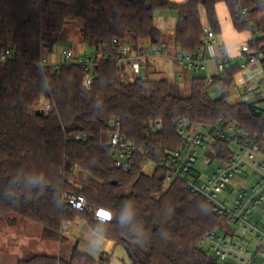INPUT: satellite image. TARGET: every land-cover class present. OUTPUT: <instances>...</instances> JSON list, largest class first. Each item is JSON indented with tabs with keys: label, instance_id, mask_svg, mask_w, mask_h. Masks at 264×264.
I'll use <instances>...</instances> for the list:
<instances>
[{
	"label": "trees",
	"instance_id": "obj_1",
	"mask_svg": "<svg viewBox=\"0 0 264 264\" xmlns=\"http://www.w3.org/2000/svg\"><path fill=\"white\" fill-rule=\"evenodd\" d=\"M218 1L0 0V55L12 51L0 61V225L24 219L41 227L43 240L64 243V223L83 218L98 234L124 245L134 264H222L201 239L225 219L185 181L167 185V167L161 162L181 144L178 119L215 123L223 117L250 136L264 134L258 103L228 100L242 66L227 62L212 76V84L195 76L190 95L180 96L167 79L125 80L114 47L115 39L129 36L137 44L149 41L164 47L165 34L155 18L173 11L178 19L173 42L181 52L198 55L205 37L202 9L208 27L221 31ZM222 1L235 29L255 30L252 46L264 43V0ZM238 7L246 8V14L238 16ZM70 25L82 28L83 41L94 53H104L90 85L82 65H39L44 49L51 51ZM261 62L264 68V54ZM215 86L221 92L216 98L210 93ZM45 100L52 102V109L38 115ZM159 120L162 129L152 130L150 121ZM118 127L129 140L149 148L129 171L114 164L110 132ZM75 133L84 140H76ZM146 160L156 164L152 174L142 170ZM66 193L85 198L88 207L66 203ZM96 209L110 212L111 218H95ZM122 215L131 217L123 226ZM134 245L146 252V261ZM109 262V256L95 259L76 247L69 259L41 253L17 264Z\"/></svg>",
	"mask_w": 264,
	"mask_h": 264
},
{
	"label": "built area",
	"instance_id": "obj_2",
	"mask_svg": "<svg viewBox=\"0 0 264 264\" xmlns=\"http://www.w3.org/2000/svg\"><path fill=\"white\" fill-rule=\"evenodd\" d=\"M247 9L237 8V15L246 14ZM254 33L253 40L257 38ZM203 46L198 55L188 52H177L175 59L186 71L200 73L206 66L205 53L208 47L217 42L216 33L205 27ZM114 47L118 50L117 65L125 80H133L142 67H146L148 56H171L165 47L150 46L147 50H141L133 54L136 48L134 37L114 40ZM241 54L245 61L241 63L242 69L250 66H259L261 78L257 82L247 83L243 87V100L258 103L264 113V68L261 57L264 54V43L252 46L246 43L241 47ZM12 56V51L6 49L0 55V61ZM103 52L93 54L74 53L72 50H64L62 56L51 61L43 52L39 65L42 68L56 66L61 63H76L82 65L87 72L86 83L94 82L98 62L103 58ZM218 66L224 70L227 62L234 61L223 48L218 54ZM207 83H213V77H207ZM38 109L45 113L52 109V102L45 100L39 104ZM177 131L182 141L179 147L172 152L169 160H163L162 166L167 167V180L180 179L186 182L188 188L201 195L207 201L212 210L225 219V223L219 229L213 230L201 239V245L214 254L220 263L230 264H264V134L262 136H250L236 122H229L221 117L215 123H192L189 119L177 120ZM152 130L158 131L163 127L162 120L150 121ZM76 140H84L80 134H72ZM112 155L116 167L124 171L131 170L135 165V158L149 152V148L137 142L129 140L122 134L120 128H113L110 132ZM219 143H227L229 147H220ZM208 150L204 157L205 165L217 162V167L211 174L204 175L195 169L200 151ZM213 155H217L216 157ZM246 174V177L243 175ZM242 178L232 187L235 178ZM64 201L88 207L85 198L74 193H66ZM257 209H261L263 215H251ZM103 213L104 215H101ZM109 212L96 209L95 218L110 219ZM229 223H233L230 228ZM67 225L64 223V231ZM250 235L252 240L244 243L238 238Z\"/></svg>",
	"mask_w": 264,
	"mask_h": 264
},
{
	"label": "crops",
	"instance_id": "obj_3",
	"mask_svg": "<svg viewBox=\"0 0 264 264\" xmlns=\"http://www.w3.org/2000/svg\"><path fill=\"white\" fill-rule=\"evenodd\" d=\"M176 3H183L186 0H172ZM218 17L221 22V31L216 33L217 42L213 46L207 48L205 53V58L207 60L206 66L202 71H205V76H215L221 73L218 66V54L219 51L223 48L227 51L229 56L234 59V62H239L240 64L245 61V56L241 54V47L249 43L253 37L254 33L252 30L238 31L235 29L230 11L226 3L222 0H219L216 5ZM177 15L173 11H167L160 13L155 18V25L161 31L164 32L167 44L164 46L171 56L164 55H150L148 56V62L146 67H142L140 72L145 71L147 77H150L152 73L160 74L166 76L163 79H167L176 90V92L182 91V84L185 80L186 74L190 71L183 69L175 59V55L179 52V48L173 42L174 33L177 26ZM202 23L208 27V21L205 11L202 9ZM169 35V37L167 36ZM172 36V43L169 42V39ZM149 41H142L139 44L136 43V48L133 50V54H138L141 50H147L150 47ZM52 51V50H51ZM51 61L59 59L58 54H50L49 56ZM151 58L152 62H151ZM180 68H179V67ZM259 66H250L247 69H241L235 75V78L238 80L235 81V84L242 88L251 82H257L261 75L259 74ZM201 71V72H202ZM192 72V71H191ZM200 72V73H201ZM193 77L197 76L196 72H192ZM183 94V93H181ZM182 96V95H181ZM240 102V101H239ZM67 225L64 235L66 240L64 243H60L59 251L56 250L54 246H43L39 251L46 254L58 255L64 259H69L72 251L78 247L80 251L86 252L93 256L95 259H99L102 256H109V264H134L132 258L126 247L122 244H118L115 240L104 237L97 232H95L88 221L83 218H77L73 221H66ZM41 232V231H40ZM134 249L137 255L143 260L146 261L147 258L143 250L134 245ZM38 254V253H37Z\"/></svg>",
	"mask_w": 264,
	"mask_h": 264
},
{
	"label": "rangeland",
	"instance_id": "obj_4",
	"mask_svg": "<svg viewBox=\"0 0 264 264\" xmlns=\"http://www.w3.org/2000/svg\"><path fill=\"white\" fill-rule=\"evenodd\" d=\"M169 37V35H167ZM169 39V42L172 43V36ZM72 50L74 53H85V54H93L95 52L94 48L88 46L83 41V31L82 28L78 25H70L67 29V31L60 37L58 42L54 45L52 51H49V49L45 48L44 53L49 58L50 54H58L59 57L62 56V53L64 50ZM151 58V62H152ZM179 67V66H178ZM180 68V67H179ZM192 75L193 73L190 71L186 74L185 80L182 84V91L183 92H176L173 87H171V90L174 94L182 95V96H188L190 95V88L192 83ZM139 77H147V74L145 71L140 72L138 74ZM197 76H205V71H202L201 73L197 74ZM166 76H162L160 74L152 73L150 75L151 79H163ZM238 79L235 78V81ZM243 88H239L236 84L233 86L231 90V95L228 98L229 102L234 104L238 103L239 101L243 100ZM183 93V94H181ZM211 95L216 98L220 96V89L218 86H215L210 91ZM208 154V150L202 149L200 151V157L195 165V169L200 171L203 176L207 174H211L215 168L217 167V162H213L212 165H205L203 160L205 155ZM156 164L150 160H146L143 164L142 170L145 173L152 174L155 169ZM243 177H246V174L243 175ZM242 178H235L232 183V187L235 188V184L237 181H239ZM169 181L167 182V185H169ZM263 215V212L261 209H257L254 211L251 215V218H254V216H261ZM14 219V218H13ZM228 226L231 228L233 226V223H229ZM41 227L33 222L19 219L15 224L8 225L7 223H3L0 225V264H17L19 260L21 259H28L32 257L35 254H41L43 251L41 248L43 246H54L57 251H59L60 243L59 242H53V241H46L43 240L41 237ZM238 240L242 243L252 240V237L250 235L247 236H241V238H238ZM143 250V249H142ZM146 258L147 254L143 250Z\"/></svg>",
	"mask_w": 264,
	"mask_h": 264
},
{
	"label": "clouds",
	"instance_id": "obj_5",
	"mask_svg": "<svg viewBox=\"0 0 264 264\" xmlns=\"http://www.w3.org/2000/svg\"><path fill=\"white\" fill-rule=\"evenodd\" d=\"M109 217H111V213L109 212L108 213ZM131 217L130 216H127V215H122L120 217V220H119V223L123 226L127 223V221L130 219ZM136 234V233H135ZM138 237H139V234H136Z\"/></svg>",
	"mask_w": 264,
	"mask_h": 264
},
{
	"label": "water",
	"instance_id": "obj_6",
	"mask_svg": "<svg viewBox=\"0 0 264 264\" xmlns=\"http://www.w3.org/2000/svg\"><path fill=\"white\" fill-rule=\"evenodd\" d=\"M36 113H37L38 115H44V114H45V111H44L43 109H37V110H36Z\"/></svg>",
	"mask_w": 264,
	"mask_h": 264
},
{
	"label": "snow or ice",
	"instance_id": "obj_7",
	"mask_svg": "<svg viewBox=\"0 0 264 264\" xmlns=\"http://www.w3.org/2000/svg\"><path fill=\"white\" fill-rule=\"evenodd\" d=\"M101 215H104L103 213H101Z\"/></svg>",
	"mask_w": 264,
	"mask_h": 264
}]
</instances>
